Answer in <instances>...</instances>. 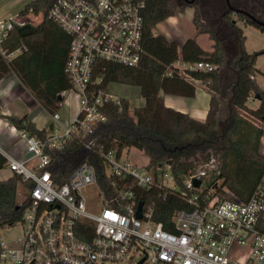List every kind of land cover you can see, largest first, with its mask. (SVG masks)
Wrapping results in <instances>:
<instances>
[{
	"label": "built area",
	"instance_id": "1",
	"mask_svg": "<svg viewBox=\"0 0 264 264\" xmlns=\"http://www.w3.org/2000/svg\"><path fill=\"white\" fill-rule=\"evenodd\" d=\"M143 8V0H55L46 16L28 12L0 20V57L5 63L27 50L23 43L10 52L3 47L20 28L36 27L46 18L63 30L70 37L64 72L71 86L57 95L61 98L58 110L50 115L54 127L45 138L16 130L24 145L23 158L1 153L6 171L20 177L27 202L18 223L23 236L13 248L0 241L1 261L264 264V175L247 200L233 197L225 188L222 190L228 194L220 200L215 195L220 180L213 181L221 171L219 153H210L180 180L169 162L137 165L123 159V153L101 150L93 153L104 164L101 179L88 163L73 169L62 183L52 170L57 153L47 152L61 150L68 139L91 134L95 125L106 121V104H120L121 98L109 94L108 85L103 87L101 64H140L144 54ZM216 69L210 63L179 59L166 67L164 76L191 81L189 73ZM68 96L79 104L70 123L64 122L60 112ZM261 152L264 156V147ZM139 189L159 191L162 197L176 196L190 209L175 211L170 218L172 231L164 230L161 223L152 220V208L140 202ZM87 190L96 193L99 208L95 211ZM138 209L140 218L136 216Z\"/></svg>",
	"mask_w": 264,
	"mask_h": 264
},
{
	"label": "trees",
	"instance_id": "2",
	"mask_svg": "<svg viewBox=\"0 0 264 264\" xmlns=\"http://www.w3.org/2000/svg\"><path fill=\"white\" fill-rule=\"evenodd\" d=\"M55 0H32L19 13L47 11ZM142 46L143 58L137 67L103 63V87L123 84L137 87L143 105L131 107L121 98L119 105L108 103L103 108L106 121L93 127L84 138L73 137L64 142L63 148L47 153H57L52 170L59 183L69 173L88 163L96 171L98 179L104 175V164L93 154L116 152L135 148L146 158L150 166L169 162L177 179L188 174L203 162L210 153L221 155L220 174L213 179L221 180L215 195L224 199L228 193L245 201L249 198L260 178L264 175V156L260 153L264 134V93L257 86L255 62L260 52L247 53L241 26H253L264 34V28L251 23L239 10L264 23V0H195L186 5L184 0H143ZM194 10L192 24L196 35L206 34L213 42L211 52L203 51L195 37L187 39L182 46L169 41L163 35L153 33L165 20ZM23 43L27 50L5 63L0 57V80L13 73L42 108L52 115L58 110L57 95L70 89L64 68L68 57L70 37L46 18L26 37L13 32L3 45L8 52ZM187 63L205 62L216 66L212 72H192L188 78L199 80L211 94L207 118L198 122L188 115L167 108L160 93L192 98L195 84L174 75L165 77L166 67L176 60ZM234 71L231 102L228 113L221 121L216 94L219 87V70ZM252 77V78H251ZM252 96L259 98L256 110L247 108ZM1 117V114H0ZM16 130L28 135L45 138L52 130H37L27 117H7ZM5 158L0 153V171L5 169ZM25 188L20 177L11 175L0 180V229L13 227L22 219L26 200L19 201L18 187ZM206 191V190H205ZM140 202L153 210L152 220L161 223L164 230L172 231L170 218L175 211L189 210V206L176 196L162 197L156 190L139 189ZM161 194V196H160Z\"/></svg>",
	"mask_w": 264,
	"mask_h": 264
},
{
	"label": "crops",
	"instance_id": "3",
	"mask_svg": "<svg viewBox=\"0 0 264 264\" xmlns=\"http://www.w3.org/2000/svg\"><path fill=\"white\" fill-rule=\"evenodd\" d=\"M186 9L187 38H185L181 44L178 43V45L182 46V44L187 39L195 37L197 44L203 51L211 52L213 42L206 34L196 35L195 27L192 24L194 10L190 7H187ZM185 10L183 11V13L185 12ZM164 37L167 38V36ZM168 40L176 43V41L173 39ZM219 75L220 79L216 99L218 100L219 105L217 118L221 120L224 106L226 107V114L228 113V109L230 108L232 94V87L230 88V84H232L234 81V71L232 70V68L231 70H225V67L222 66L219 70ZM254 80L256 82V78H254ZM194 84L196 88L194 96L192 98L173 96L164 94L162 92L160 93V96L167 108L186 114L195 121L204 122L209 111L211 94L204 84L200 82ZM256 84L263 92L264 88L262 84L259 82H256ZM64 107L67 112L69 102ZM0 114V153H9L10 155L18 159L23 158V153H25L24 145L19 139L15 127L9 122V120L6 119L7 117L22 118L26 116L28 121L31 122L37 130L47 129L50 125H52V128L54 127L52 121L50 120V115L34 99V97L20 83V81L13 73L7 74L0 80ZM61 114L63 116L64 122L70 123L72 121L68 115V112L67 114ZM262 138L260 141V153H262L261 151L263 148ZM10 176L11 174L4 178H0V180H5Z\"/></svg>",
	"mask_w": 264,
	"mask_h": 264
},
{
	"label": "rangeland",
	"instance_id": "4",
	"mask_svg": "<svg viewBox=\"0 0 264 264\" xmlns=\"http://www.w3.org/2000/svg\"><path fill=\"white\" fill-rule=\"evenodd\" d=\"M30 1L32 0H0V20L18 14ZM241 28L245 37V51L247 53L260 52L255 62V78L256 82L261 83L264 88V34L253 26L242 25ZM153 33L156 35L167 36L168 39L175 40L177 45L178 43L181 44L182 41L187 38V9L184 13L176 15L174 18L167 19L157 25ZM106 90L109 94L128 100L131 107H140L143 105V100L140 97L137 87L111 83L107 86ZM66 100L69 102V107L67 108L68 115L71 120H73L79 104L72 96H68ZM259 104V101L254 98H248L246 102L247 108L251 110H256L259 107ZM60 112L67 114L65 107L60 108ZM226 115V107L224 106L221 121H224ZM262 126L264 128V125ZM262 146L264 147V135L262 138ZM123 159L129 160L137 165H144L147 162V158L135 148L124 149ZM9 175L10 173L6 171V169L0 171V178H4ZM208 180L209 177L203 179V182L205 183ZM219 182L221 183V180ZM86 193L91 200V210L95 211L99 208V201L96 199V193L94 190H87ZM24 196V190L19 186L17 192L18 200L22 201ZM22 236L23 229L19 224L13 227L0 229V241L3 242L7 248H13L16 241ZM0 264H9V261L0 260Z\"/></svg>",
	"mask_w": 264,
	"mask_h": 264
},
{
	"label": "water",
	"instance_id": "5",
	"mask_svg": "<svg viewBox=\"0 0 264 264\" xmlns=\"http://www.w3.org/2000/svg\"><path fill=\"white\" fill-rule=\"evenodd\" d=\"M194 1L195 0H184L186 5H192L194 3ZM229 10L233 11L234 13L241 14V15L245 16L246 18H248L251 21L252 24L264 28V23L263 22L258 21L257 19L253 18L252 16L248 15L247 13L239 11V10H233L232 8H229ZM17 32L20 35V37H26V36H28V35H30L32 33V28L29 27V26L22 27ZM57 98H58L59 101L61 100L60 97H57ZM255 99L259 101L258 97H256ZM263 121H264V116H263ZM194 185L196 187H198L199 186V181L195 180L194 181ZM136 216H137V218H140L139 209H138V212H137Z\"/></svg>",
	"mask_w": 264,
	"mask_h": 264
}]
</instances>
